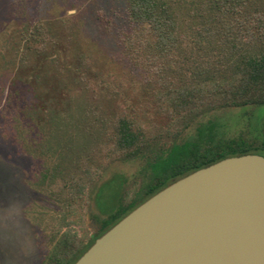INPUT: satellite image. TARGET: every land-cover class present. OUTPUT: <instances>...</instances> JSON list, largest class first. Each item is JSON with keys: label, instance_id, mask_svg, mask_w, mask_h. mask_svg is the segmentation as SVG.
Wrapping results in <instances>:
<instances>
[{"label": "rangeland", "instance_id": "374dc122", "mask_svg": "<svg viewBox=\"0 0 264 264\" xmlns=\"http://www.w3.org/2000/svg\"><path fill=\"white\" fill-rule=\"evenodd\" d=\"M154 1L157 28L132 21L129 0H0V264L65 263L118 194L135 197L146 174L117 143L123 118L144 150L209 134L211 148L259 146L257 106L211 102L238 80L264 0ZM180 80L183 103L167 95Z\"/></svg>", "mask_w": 264, "mask_h": 264}, {"label": "water", "instance_id": "95a60500", "mask_svg": "<svg viewBox=\"0 0 264 264\" xmlns=\"http://www.w3.org/2000/svg\"><path fill=\"white\" fill-rule=\"evenodd\" d=\"M74 264H264V157H228L173 182Z\"/></svg>", "mask_w": 264, "mask_h": 264}, {"label": "trees", "instance_id": "16d2710c", "mask_svg": "<svg viewBox=\"0 0 264 264\" xmlns=\"http://www.w3.org/2000/svg\"><path fill=\"white\" fill-rule=\"evenodd\" d=\"M211 1L221 10L227 11L231 9L242 11L248 5L252 6V0ZM158 4L154 0H129V15L131 20L140 25L146 24L152 28L159 27V25L164 23L166 18L164 11L161 12V7ZM251 16L255 18L254 23L248 22L251 26H256V33L255 35L252 34L247 40L246 56H244L243 67L239 70L240 76L229 89L225 90L223 94L220 93L218 95L219 98L215 100L217 102L212 101L211 104H230L233 106L255 105L257 106L256 119H260L264 117V39L259 37L264 35V23L259 26L261 20H258L253 13L250 14ZM255 37L257 38L255 39ZM178 83L175 93H172V91L169 93L168 91L167 95L173 94L178 99L182 98L181 103H183L187 100V96L193 94V90L182 80ZM116 131L117 143L121 148L129 151L128 157L144 161L143 172L146 175L143 183L138 188L135 197L128 203L122 202L117 191L116 208L106 213L105 219L100 220L98 233L92 240L73 259L67 260L65 263L53 260V264H74L97 238L141 203L173 182L228 157L246 154H257L264 157V131L259 132V136L262 138L259 146L241 139L229 144V147L215 144L211 148L208 147V144L213 143L214 137L212 134H209L204 141L200 136H197L194 139L174 142L169 146H163L156 150H144V148H141L140 134L133 130L131 123L127 119L123 118L118 121ZM211 131L212 129H210V133ZM100 192L101 188L98 194Z\"/></svg>", "mask_w": 264, "mask_h": 264}]
</instances>
